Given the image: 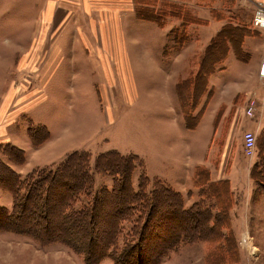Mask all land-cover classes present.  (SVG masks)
Returning <instances> with one entry per match:
<instances>
[{"label":"rangeland","instance_id":"1","mask_svg":"<svg viewBox=\"0 0 264 264\" xmlns=\"http://www.w3.org/2000/svg\"><path fill=\"white\" fill-rule=\"evenodd\" d=\"M258 6H264V0H0V142L12 141L28 149L24 140L30 143L28 123L48 124L54 135L65 136L57 139L63 140L59 146L54 145L55 139L50 142L48 162L55 166L65 150L68 155L75 150L89 152L93 166L97 156L109 150L123 155L135 153L142 161L133 173L137 186L143 173L163 181L157 174L168 165L164 149L171 138L178 146L176 164L186 175L195 162L188 156L187 143L197 139L198 144H204L207 136L210 142L215 117L209 109L198 129L189 130L176 86L181 79L195 76L202 62L203 69L208 70L213 60L224 58L216 53L222 42L212 41L227 24L248 34L244 33L242 44L237 40L241 57L230 44L226 58L208 75L209 88L213 96L216 93L214 101L221 105L219 112L225 104L229 108L222 127L236 108V116L246 126L253 121L246 116L250 115V104L254 105L250 116L256 117L263 110L264 82L259 77V65L264 28L252 23ZM209 49L216 54L204 62ZM207 103L206 94L197 111ZM241 130H233L229 148L232 146L235 169L245 177L244 166L251 156L245 140L242 147ZM222 132L218 130L211 141L209 162L214 174H219L216 163L220 154L225 161L220 151ZM28 153V165L36 163L35 153ZM6 156L0 154L3 159ZM229 160L230 169L232 155ZM202 164L195 165L194 171L197 176L199 170L207 179L209 167ZM170 167L174 169V164ZM94 173L95 189H112V175ZM242 180L243 191L237 189L240 196L250 188ZM205 189L206 184H195L194 192L200 193L197 201L209 200L201 192ZM11 200L10 192L0 188V203L10 204ZM89 200L85 196L80 204ZM192 200L188 195L186 204L195 203ZM251 206L252 202L245 207L241 198L232 213L240 257L236 262L226 260L227 264H264V231L253 226L258 222H250ZM208 254L204 243L184 244L166 256L163 264H220L219 257ZM0 264L87 263L61 242L44 245L0 231ZM100 264L113 261L106 258Z\"/></svg>","mask_w":264,"mask_h":264},{"label":"trees","instance_id":"2","mask_svg":"<svg viewBox=\"0 0 264 264\" xmlns=\"http://www.w3.org/2000/svg\"><path fill=\"white\" fill-rule=\"evenodd\" d=\"M242 29L227 24L212 41L222 42L216 53L226 58L231 44L240 58L244 33L248 34ZM237 40L242 41L240 46ZM210 49L204 62L216 54ZM217 59L208 70L203 69L202 62L195 76L177 83L188 129L197 128L205 113L208 103L197 111L202 98L207 94L209 102L213 96L208 75L223 60ZM27 132L34 146L51 136L44 124L28 123ZM255 151L250 176L257 191L264 193V127L256 136ZM0 154L19 164L26 159L24 150L11 143L0 144ZM139 157L113 149L100 153L93 166L89 152L75 150L55 168L35 169L24 177L0 157V187L13 194L12 207L0 205V231L44 245L61 242L87 264H100L106 258L113 264H163L165 257L182 245L197 243L206 244L208 256L219 257L220 264L236 262L240 255L231 216L236 199L230 180L211 181L197 170L196 185L206 184L207 189L201 192L209 200L187 205L180 191L145 173L135 186L132 178L135 168L142 164ZM94 170L114 177L112 189H95ZM151 181L154 183L149 189ZM85 196L90 200L81 205Z\"/></svg>","mask_w":264,"mask_h":264},{"label":"crops","instance_id":"3","mask_svg":"<svg viewBox=\"0 0 264 264\" xmlns=\"http://www.w3.org/2000/svg\"><path fill=\"white\" fill-rule=\"evenodd\" d=\"M259 77H260V75H259ZM260 79L263 80V82H264V79H262L261 77H260ZM215 96H216V93L210 99L209 103L207 104L205 113H204L201 121L199 122V125L197 126V128L189 129V130H197L198 127L200 126L202 120L204 119L206 113L209 111V109H211V111L214 112V117H215L214 118V133L212 135V140L210 138V142H209V138H208L209 136H207V137H204V140H205L204 144H198V140L197 139L196 140L194 139L193 141L187 143L186 147L188 149L187 150L188 156L191 157V158H194L195 162H194L193 166L191 168H189V171L186 173V175H184L182 173V169L180 170L179 167L176 164V162L178 160H177V158H175V155H176L178 146L175 143V141L170 138V140L168 142V148L164 149L167 152V153L166 152L164 153V158L169 161L167 163L168 165L165 166V168L163 167L161 170H159L157 176L160 179H163V181L165 183H167L169 186H171L174 189L180 191L185 196V199H187L188 195H191L193 197L192 201H194V200L197 201V200H199L200 193L199 192H194L195 191L194 190L195 189V184H196V180H197V176L195 174L194 168L196 167L195 165H197L198 163L199 164L200 163H204L202 165H204L206 167L208 165L209 168L208 167L207 168H208V170L210 172L208 177H209V179L211 181H218V180H222V179L230 180L231 188H232V190L235 193V199H236L235 205H234V207H233V209L231 211V216H232L233 211L236 209V205L238 203H241V198H242V201H243L245 207L248 204H251V202H252V206H251V208H252L251 209L252 216L250 218V222H258V223H252L253 226L256 229H258V230H263L264 231V193H259L257 191V185H256L255 181L250 176V169H251V166H252L253 162L255 161L256 153H254L252 155L254 157H252L251 155H250L251 158H249L250 156L247 157V158H249V161L244 166V171H245V175H246L244 177V175L242 174L240 169H239V171H237L235 169V164L236 163H234L235 162V157L233 156L234 153H233V150L231 149L232 146H230V148H229L232 132H233V130H236V132H237L239 127H241V129H242L241 130L242 131V135L239 137L240 141H241V144H242V147H244V135H245V132L252 131V132L255 133L256 136L258 135V133L264 127V120H262V117L264 115V107H263V110L261 111V113H259V115L257 113L256 117L255 116L246 115L247 118H250L251 120H253V121H249L247 126L242 124V118L241 117L239 119L238 116H236L238 114V110H239V108H238V110L236 108V112L233 115L230 116L229 122L226 123L224 121V126H223L224 128H223L222 127V120H224V118H225V116L227 114L226 110H229V108H228L227 104H225V106H222V108H223L222 114L220 115V118L217 119L218 113H219V107H221V105H219V107L216 105V102L214 101L215 100L214 99ZM248 98H250V97H248ZM248 98H246V99H248ZM253 98H255V97L254 96L251 97V99H253ZM253 101H254V99L252 100V102ZM217 111H218V113H217ZM46 126L49 128L48 124H46ZM49 130H50V134H51L50 138L47 141H45L43 144H41L40 146H34L30 138H29L30 139V143L26 139H24L25 140V145L28 147V149L26 147H24L23 145H21V146L20 145H16L12 141L9 142V141L5 140V141L0 142V144L11 143V144L23 149L25 151V156H26L25 162L23 164L12 162L11 160H9V158L7 156H6L7 159L6 158L5 159L2 158V159L4 161H6L13 169H15L22 177H24L32 169L37 168L38 166L55 168L62 161H64V159L66 158V156L68 154H67V150H65L64 153L62 154L61 158H59L54 163L55 166L51 162H48V161H50L49 160L50 157L47 156L46 154L48 153V151L50 149H52V146L50 145V142H52L55 139L53 141L54 145L59 146V145L62 144L63 140L59 142L57 139L65 137L62 134L54 135L53 131L51 129H49ZM218 130H222L223 131L222 132V137H221V142H223V144L220 147V151H221L222 154L225 155V161L222 162L223 157L220 154V159H218L219 162L216 163V165H217V167L219 169L218 170L219 174H214L213 166L209 162V161H211V163H212V157L209 154H213V149L211 150V148H212V142L211 141L214 140V138H215L214 136H216L215 134L218 132ZM4 142H6V143H4ZM207 143H208V147L205 148V145ZM183 148H184V150H186L184 145H183ZM28 151H33V153H35V156H36V159L34 157L33 160H35L37 162L36 163L33 162L32 164H30L31 166L28 165V163L30 162V158H31L29 153H28ZM214 151H215V149H214ZM42 152H44L45 154H40ZM242 153H243V149H242ZM65 154H67V155L65 156ZM230 155H232V157H233V162H232V165H231V167L229 169L227 167V163L231 162L230 160L228 161V156L230 157ZM58 161H61V162L56 165V163ZM50 164H52V165H50ZM173 164H174V169L175 170L173 169V167H170ZM26 168L28 170H26ZM222 171L225 172L226 174L225 173L223 174ZM24 172L26 174L22 175ZM242 177L244 178L245 182H248L250 188L249 189L248 188L245 189L244 192H242L243 193L242 196H240V194L237 193V189H241L243 191V188L240 187L241 183L244 182L242 180ZM5 191L10 192V194L12 195L11 203L9 204V202L8 203L3 202V203H0V205L4 204V205H7L8 207H12L13 194H12L11 191H8V190H5ZM232 223H233L232 227L235 228L234 227L235 216H232Z\"/></svg>","mask_w":264,"mask_h":264},{"label":"built area","instance_id":"4","mask_svg":"<svg viewBox=\"0 0 264 264\" xmlns=\"http://www.w3.org/2000/svg\"><path fill=\"white\" fill-rule=\"evenodd\" d=\"M252 23L257 28H264V6H258V8L254 13ZM259 75L262 79H264V53L259 65ZM253 108L254 105L250 104L249 107L247 108L248 114L251 115L254 113ZM244 140H245V147L249 152V154L252 156L255 153V146H256L255 133L252 131L245 132Z\"/></svg>","mask_w":264,"mask_h":264}]
</instances>
